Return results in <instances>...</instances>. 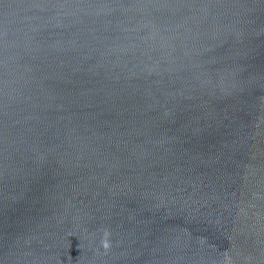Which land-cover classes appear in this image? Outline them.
Instances as JSON below:
<instances>
[{
    "label": "water",
    "instance_id": "water-1",
    "mask_svg": "<svg viewBox=\"0 0 264 264\" xmlns=\"http://www.w3.org/2000/svg\"><path fill=\"white\" fill-rule=\"evenodd\" d=\"M0 264H264V0H0Z\"/></svg>",
    "mask_w": 264,
    "mask_h": 264
}]
</instances>
